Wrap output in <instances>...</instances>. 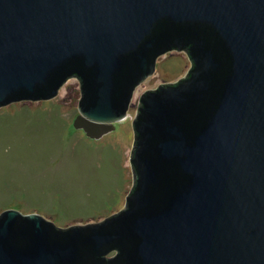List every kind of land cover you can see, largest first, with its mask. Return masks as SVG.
<instances>
[{"label": "water", "instance_id": "obj_1", "mask_svg": "<svg viewBox=\"0 0 264 264\" xmlns=\"http://www.w3.org/2000/svg\"><path fill=\"white\" fill-rule=\"evenodd\" d=\"M171 51L191 66L140 97L124 208L4 210L0 264H264V0H0V107L75 76L73 125L99 138Z\"/></svg>", "mask_w": 264, "mask_h": 264}, {"label": "rangeland", "instance_id": "obj_2", "mask_svg": "<svg viewBox=\"0 0 264 264\" xmlns=\"http://www.w3.org/2000/svg\"><path fill=\"white\" fill-rule=\"evenodd\" d=\"M190 65L183 51L158 57L154 73L135 87L127 116L99 138H89L83 129H77L73 139L67 132L57 136L47 122L35 125L11 114L22 106L42 108L50 101L73 125L81 98L75 76L50 100L0 107V212L44 214L66 227L98 222L124 208L133 181L132 121L138 100L145 91L184 77Z\"/></svg>", "mask_w": 264, "mask_h": 264}, {"label": "trees", "instance_id": "obj_3", "mask_svg": "<svg viewBox=\"0 0 264 264\" xmlns=\"http://www.w3.org/2000/svg\"><path fill=\"white\" fill-rule=\"evenodd\" d=\"M46 106L42 108L30 109L26 106L20 107L18 110L11 114H14L16 120L27 123L39 124L47 122L51 126L52 134L59 136L61 132H67L69 139L76 137L78 130L72 125L69 120L62 116L59 111L58 105L51 104L50 101H45ZM56 137V136H55Z\"/></svg>", "mask_w": 264, "mask_h": 264}, {"label": "flooded vegetation", "instance_id": "obj_4", "mask_svg": "<svg viewBox=\"0 0 264 264\" xmlns=\"http://www.w3.org/2000/svg\"><path fill=\"white\" fill-rule=\"evenodd\" d=\"M190 66H191V65H190ZM189 69H190V68H189ZM159 85H160V84H159ZM159 85H158V86H159ZM158 86H157V87H158ZM157 87H156V88H157ZM156 88H155V89H156ZM152 90H154V89H152ZM147 91H148V90H147ZM140 97H141V96H140ZM139 104H140V98H139V100H138V104H137L136 112H137V109H138ZM136 112H135V114H136ZM134 117H135V115H134ZM133 142H134V141H133ZM132 147H133V145H132ZM131 154H132V148H131ZM131 187H132V186H131ZM130 190H131V189H130ZM115 253H116V252L113 251V252H111V253L109 254V256L114 255Z\"/></svg>", "mask_w": 264, "mask_h": 264}]
</instances>
